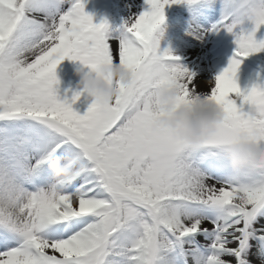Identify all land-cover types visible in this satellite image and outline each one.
Listing matches in <instances>:
<instances>
[{
  "label": "snow or ice",
  "instance_id": "1",
  "mask_svg": "<svg viewBox=\"0 0 264 264\" xmlns=\"http://www.w3.org/2000/svg\"><path fill=\"white\" fill-rule=\"evenodd\" d=\"M214 2L145 0L148 10L112 29L93 23L84 0H0V264H264V161L233 171L220 159L234 141H264V84L237 83L241 60L264 50V0H219L208 29L236 45L205 81L223 112L216 134L191 147L154 128L156 89L178 88V106L197 91L195 74L159 50L165 7ZM65 59L98 75L118 63L135 83L109 81L119 95L80 115V93L57 95ZM60 155L78 164L76 181L35 187Z\"/></svg>",
  "mask_w": 264,
  "mask_h": 264
},
{
  "label": "clouds",
  "instance_id": "2",
  "mask_svg": "<svg viewBox=\"0 0 264 264\" xmlns=\"http://www.w3.org/2000/svg\"><path fill=\"white\" fill-rule=\"evenodd\" d=\"M162 38L163 32L160 31L158 39ZM100 71L103 75H98L83 64L74 71L78 78L77 87L92 102L107 104L119 95L118 89L109 81H116L125 88L135 83L133 73L118 63L105 64ZM179 95L178 88L167 85L153 92L161 113L154 121V128L167 130L187 145L198 147L216 134L217 127L223 122V112L218 105L207 99L204 92L194 89L191 100L178 106ZM220 159L233 171L264 161V141L243 138L234 141L221 148ZM47 166L52 177V183L45 189L49 192H59L73 184L81 172L78 164L67 155L56 156L47 162Z\"/></svg>",
  "mask_w": 264,
  "mask_h": 264
},
{
  "label": "rangeland",
  "instance_id": "3",
  "mask_svg": "<svg viewBox=\"0 0 264 264\" xmlns=\"http://www.w3.org/2000/svg\"><path fill=\"white\" fill-rule=\"evenodd\" d=\"M117 0H84L85 12L93 17V23L99 24L102 21H107L110 28L116 29L121 28L126 21H129L125 16L121 14L120 7ZM175 4L165 7V22L161 25L160 31L163 32V38L160 40L161 52L166 49H170L173 55L180 58V64L185 66L190 72L194 73L197 71L198 58L192 55L191 50L188 46V35L182 31L171 28L168 25L179 16L184 19L187 15L181 11L177 12L174 8ZM178 6H187L183 3L177 4ZM195 6V5H194ZM148 10L144 8L143 12ZM194 12V11H193ZM138 17V16H136ZM213 22L219 18V12H214L209 15ZM132 18H135L132 17ZM159 35V32H158ZM257 42L264 41V27L256 32ZM208 48L216 53H223L227 59H232L236 50L234 38L226 31H220L219 33L213 32L212 36L209 37L207 42ZM80 63L65 59L56 69V76L59 84L56 86L57 95L61 101L67 100L69 103L72 102L73 96L76 93H80V99L75 103H72L74 111L80 115H84L87 112L88 107L91 105L92 100L89 99L86 94L81 93L77 87L78 78L74 75V71ZM240 69L242 75L237 80L239 87L243 90L250 87L253 83L264 84V50L259 51L256 54L250 55L246 59L241 60ZM238 71V72H239ZM196 83V82H195ZM40 177L33 178L32 184L37 188L46 189L48 185L44 183V178L47 174V168L42 167L40 170ZM38 185V186H37Z\"/></svg>",
  "mask_w": 264,
  "mask_h": 264
},
{
  "label": "bare ground",
  "instance_id": "4",
  "mask_svg": "<svg viewBox=\"0 0 264 264\" xmlns=\"http://www.w3.org/2000/svg\"><path fill=\"white\" fill-rule=\"evenodd\" d=\"M117 1L122 16L124 15L127 20H130L134 16H139L143 12L144 8L147 7V5L145 4V0ZM174 8L177 12L181 11L185 15H187V12H191V14H188L186 19L179 16L178 19H174L168 26L171 28H176L182 31L184 34L188 35V48L189 50H191L192 55L198 58V69L195 72L197 92L206 91L209 85H206L205 81L214 80V77L218 75L224 68H226L230 61V59H227L223 53H216L215 51H211L208 46H206L207 42H209V37L213 34V32L208 31L211 23H213V20L211 19V17H209V15H211L213 11H220L219 0H215L214 3L197 4L195 6H192L191 8L189 6H178L177 4H175ZM197 25L200 26V29L202 31L207 33L203 36L202 39L195 38V34H193V28ZM240 74L242 75L241 69L237 73V80L241 76ZM45 167L47 168V174L44 178V183L49 186V184L52 183L51 172L47 164L45 165ZM40 175L41 173L39 172L35 178L38 179ZM201 242H203L202 238Z\"/></svg>",
  "mask_w": 264,
  "mask_h": 264
}]
</instances>
